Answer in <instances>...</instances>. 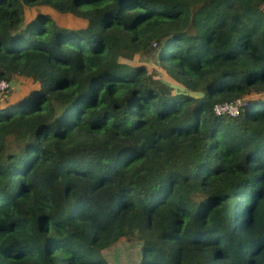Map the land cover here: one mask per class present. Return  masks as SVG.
Here are the masks:
<instances>
[{"label": "trees", "instance_id": "trees-1", "mask_svg": "<svg viewBox=\"0 0 264 264\" xmlns=\"http://www.w3.org/2000/svg\"><path fill=\"white\" fill-rule=\"evenodd\" d=\"M16 76L0 264H107L121 237L136 264H264V0H0Z\"/></svg>", "mask_w": 264, "mask_h": 264}, {"label": "rangeland", "instance_id": "rangeland-1", "mask_svg": "<svg viewBox=\"0 0 264 264\" xmlns=\"http://www.w3.org/2000/svg\"><path fill=\"white\" fill-rule=\"evenodd\" d=\"M47 12H49L58 22L70 23L77 26L84 25L82 19L76 18L70 14H60L50 10H47ZM140 57H135L132 61H141L142 59ZM148 63L151 64L149 65V68L155 64L151 61ZM31 84V80L28 78L20 76L13 77L10 80L7 91L4 90L0 94V103L2 104L4 101H14L27 92ZM101 253L106 258L107 264H136L140 257V244L134 239L127 240L124 237H121L112 244L102 248Z\"/></svg>", "mask_w": 264, "mask_h": 264}, {"label": "built area", "instance_id": "built-area-1", "mask_svg": "<svg viewBox=\"0 0 264 264\" xmlns=\"http://www.w3.org/2000/svg\"><path fill=\"white\" fill-rule=\"evenodd\" d=\"M8 85L4 80H0V94L7 90ZM244 106V97L235 98L229 101L217 102L213 105L215 114L237 115Z\"/></svg>", "mask_w": 264, "mask_h": 264}, {"label": "water", "instance_id": "water-1", "mask_svg": "<svg viewBox=\"0 0 264 264\" xmlns=\"http://www.w3.org/2000/svg\"><path fill=\"white\" fill-rule=\"evenodd\" d=\"M164 82L166 83V81H164ZM168 84L175 91L183 92V93L188 94V95L193 96V97H199V96H202V94H203V92L200 90H187L185 87L180 86V85L175 84V83H172V82H170ZM247 99H248V97H244V105H246Z\"/></svg>", "mask_w": 264, "mask_h": 264}]
</instances>
